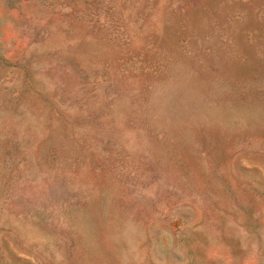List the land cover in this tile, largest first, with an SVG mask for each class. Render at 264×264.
<instances>
[{
    "label": "rangeland",
    "instance_id": "374dc122",
    "mask_svg": "<svg viewBox=\"0 0 264 264\" xmlns=\"http://www.w3.org/2000/svg\"><path fill=\"white\" fill-rule=\"evenodd\" d=\"M0 264H264V0H0Z\"/></svg>",
    "mask_w": 264,
    "mask_h": 264
}]
</instances>
